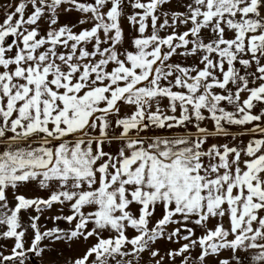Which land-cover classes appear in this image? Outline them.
<instances>
[{
    "label": "snow or ice",
    "instance_id": "obj_1",
    "mask_svg": "<svg viewBox=\"0 0 264 264\" xmlns=\"http://www.w3.org/2000/svg\"><path fill=\"white\" fill-rule=\"evenodd\" d=\"M169 2L8 6L0 22V241L13 243L0 245V264L81 240L95 242L65 264H140L145 252L153 264H264V0H180L182 11H166ZM72 12L81 18L60 24ZM216 137L240 142L208 145ZM31 183L48 197L22 194ZM54 205L70 214L48 219L69 227L42 231L38 221ZM159 240L179 247L162 256ZM225 250L231 256L221 259Z\"/></svg>",
    "mask_w": 264,
    "mask_h": 264
},
{
    "label": "rangeland",
    "instance_id": "obj_2",
    "mask_svg": "<svg viewBox=\"0 0 264 264\" xmlns=\"http://www.w3.org/2000/svg\"><path fill=\"white\" fill-rule=\"evenodd\" d=\"M164 10H180L182 11L183 8L180 6V0H170V2L166 5L163 6ZM180 31H183V26H181V28L179 29ZM171 31V30H169ZM165 33H161V35H164ZM165 103H167L165 101ZM60 207L54 205L53 208L51 210L45 211L43 213V215L41 216V219L38 221L39 225L41 226V230H45L46 228H52L54 226H59L60 228H68L69 226L64 222V221H56L55 223L51 220L48 219V217H53L56 215H68L70 214V212L68 211V209H64L63 213L60 212ZM32 215H35V212L31 213ZM161 215V211L158 209L156 215L153 217V223L155 222V220L157 218H159V216ZM23 219L25 222H27L28 219V213H22ZM216 221L212 220L209 223V227H214ZM190 227H192L193 225H189ZM225 226L227 227V221L225 220ZM173 227L175 226H169V230H171ZM202 229L200 228H196V235L199 236L202 233ZM134 231L129 229L128 230V235L131 237L132 235H134ZM105 236L108 235V233L104 234ZM32 237V231L31 229H29L28 233H27V238L30 242ZM94 240H90L88 242V244L86 245L85 242L83 240L81 241H77L74 242L71 247H69L67 244H65L64 242H58L55 244H49L48 241H44V244H49V249L45 251V253L43 254V257H36L34 255H30L28 260L26 261V264H65V261L72 258H76L79 257L83 254L85 248L90 245L91 243H94ZM12 241L11 240H7V241H0V245H4L8 250L11 249L12 246ZM181 243H183V241H181ZM154 248L159 249L161 255H165V253L170 250V249H175L178 248L179 245L176 243H171L168 242L167 240H159L156 242L155 245H153ZM199 252V249H197L195 252H193V255H197ZM238 255H240L241 257H243L245 255V253L240 252L238 253ZM231 256V252L230 250H225L222 252L220 258L224 259V258H230ZM214 260L215 258H209V264H214ZM140 264H153V261L151 259V256L148 252H145L142 254V258L140 260ZM177 264H179V262L177 261Z\"/></svg>",
    "mask_w": 264,
    "mask_h": 264
},
{
    "label": "crops",
    "instance_id": "obj_3",
    "mask_svg": "<svg viewBox=\"0 0 264 264\" xmlns=\"http://www.w3.org/2000/svg\"><path fill=\"white\" fill-rule=\"evenodd\" d=\"M17 2H18V0H0V22L3 21L6 13L8 11L12 10L8 6L9 5H15ZM126 11H129V10L126 9ZM80 18H81L80 14L77 12H72V13L67 14V15L62 14L60 16V24H65V23L74 24ZM122 26H123L124 33H125V41H124L123 47L131 50L129 38L132 35H134V33H133V31H132V29H131V27L128 24V21L126 19L122 20ZM47 27H48L47 24L42 20L40 22V28H41L42 34L47 29ZM83 27H90V25H84ZM74 30L79 31L80 29L77 28ZM208 35H209V33H205V37H207ZM173 62H178V63L185 64V65H191L193 63V58H182V57L176 56V57H173ZM204 126H207L209 129L212 128V124L210 121H206ZM231 131L232 132H238L239 130L237 128L233 127L231 129ZM240 139H242L244 143H247L249 137L243 136ZM239 142H240V140L232 141L231 137H216V138H209L208 145H211L213 143H216V144L230 143V146H231V145L239 143ZM115 148H116V145H113L111 150L115 151ZM106 150H109V149H106ZM21 193L27 197H43V198H47L48 195L50 194L46 190H40L35 183H31V184H28V185L22 187ZM9 199L11 200V193H9ZM56 206L60 207L59 205H56ZM64 209L67 210L68 208L65 207Z\"/></svg>",
    "mask_w": 264,
    "mask_h": 264
}]
</instances>
